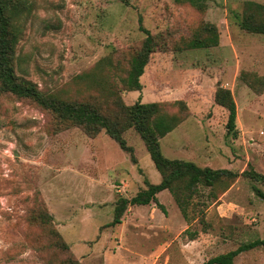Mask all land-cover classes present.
<instances>
[{
	"label": "rangeland",
	"instance_id": "rangeland-1",
	"mask_svg": "<svg viewBox=\"0 0 264 264\" xmlns=\"http://www.w3.org/2000/svg\"><path fill=\"white\" fill-rule=\"evenodd\" d=\"M246 1L205 0L195 12L174 0H33L18 43L16 73L44 91L100 102L95 64L109 58L104 76L121 89L131 48L152 35L186 38L201 22L216 25L219 44L204 50H155L140 78L141 90L123 92L137 100L187 104L190 115L159 140L169 159L237 173L231 184L200 189L183 215L167 190L157 204L129 205L120 224L113 219L119 198L130 199L160 176L134 130L124 135L131 155L104 132L94 137L78 127L52 125L50 115L28 101L0 97V264H202L211 257L264 239V91L248 81L264 76V36L248 34L238 20ZM98 77H94L96 79ZM242 79V80H241ZM92 82V83H90ZM217 87L229 89L236 107L237 137L226 136V111L213 102ZM39 203L68 251L50 243L28 222ZM160 205V206H159ZM195 235V236H193ZM60 242V243H61ZM58 245V244H57ZM233 264H264V247L238 254Z\"/></svg>",
	"mask_w": 264,
	"mask_h": 264
},
{
	"label": "trees",
	"instance_id": "trees-1",
	"mask_svg": "<svg viewBox=\"0 0 264 264\" xmlns=\"http://www.w3.org/2000/svg\"><path fill=\"white\" fill-rule=\"evenodd\" d=\"M174 2L178 6H187L203 14L207 7L205 0H174ZM242 7L238 20L240 29L248 34L264 36V5L246 1ZM32 11L33 0H0V97L12 96L34 104L50 115L54 127H78L90 137L104 132L122 151L130 154L131 160L135 163L132 157L133 149L127 145L124 137L126 132L132 129L144 142L146 151L160 176L157 184L146 182V188L139 190L130 199L119 198L114 206L113 219L106 226L120 224L129 205L157 204L156 195L164 190L170 192L174 202L186 216L189 199L194 195H199L200 189L211 188L222 182L231 184L234 181L237 173L229 169L200 167L191 161L166 158L160 152L159 140L189 117L190 112L186 103L178 101L176 104L179 106L175 107L170 103H144L137 100L127 105L121 96L123 92L141 90L139 77L143 75L149 57L155 50L166 51V45L172 46V52L175 53L217 47L219 39L216 25L201 22L191 35L186 38L181 37V40L174 41L172 44L169 41L173 40L170 36L152 35L149 30L139 25V30L145 37L139 45L131 48V54L124 69L125 75H114L121 89L115 88L111 82L103 78L104 76L99 75L104 65L119 63L109 58L101 59L95 64L94 70L97 73L78 77L81 80L92 78L93 84L98 86V89L100 88V93H103L102 101L93 103L41 90L36 83L16 73L17 46ZM94 77L98 78L94 79ZM241 77L244 79L243 82L256 94L264 91V76L256 79L257 81H248L240 75ZM213 102L226 111V136L231 135L236 138V107L231 91L217 87ZM241 174L253 181L264 180L263 176L254 170ZM259 194L264 199V195ZM28 222L42 228L43 235L50 243L55 244L54 246H58L57 249L68 251L69 247L61 242L53 229L52 215L43 205L35 204L28 215ZM256 247H264V239L244 243L237 249L211 257L202 264H233L238 254ZM61 264H79V262L73 258H67Z\"/></svg>",
	"mask_w": 264,
	"mask_h": 264
}]
</instances>
